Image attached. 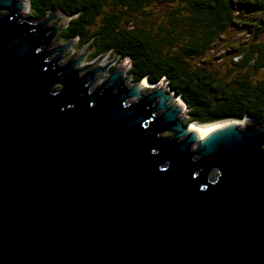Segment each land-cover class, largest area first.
Segmentation results:
<instances>
[{"label":"water","instance_id":"obj_1","mask_svg":"<svg viewBox=\"0 0 264 264\" xmlns=\"http://www.w3.org/2000/svg\"><path fill=\"white\" fill-rule=\"evenodd\" d=\"M25 10L0 0V264H264V123L199 130L123 64L93 88L117 57L61 65L70 17Z\"/></svg>","mask_w":264,"mask_h":264},{"label":"trees","instance_id":"obj_2","mask_svg":"<svg viewBox=\"0 0 264 264\" xmlns=\"http://www.w3.org/2000/svg\"><path fill=\"white\" fill-rule=\"evenodd\" d=\"M146 1L31 0L29 16L44 19L50 11H61L71 17L58 41L76 39L79 48L92 50L94 60L102 54L128 58L135 83L165 80L189 106V123L249 118L263 124L264 40L259 37L264 32V0H181L183 5L168 22L172 28L182 25L180 35L159 27L154 31L148 19L141 20L145 26L124 21L126 8L139 9ZM244 17L247 22L240 24ZM233 26L246 29L250 37L231 42L219 58L227 68L218 71L215 56L208 55L216 53L219 40Z\"/></svg>","mask_w":264,"mask_h":264},{"label":"rangeland","instance_id":"obj_3","mask_svg":"<svg viewBox=\"0 0 264 264\" xmlns=\"http://www.w3.org/2000/svg\"><path fill=\"white\" fill-rule=\"evenodd\" d=\"M183 3L181 2V0H176V1H169V0H147L143 6L139 9H132L130 10L129 8H126L125 10L127 12H129L128 14L124 15V21L128 22L129 24L134 25L135 23H141L142 25L145 26V24L143 22H141L142 19H148L149 21V25L147 24L148 28L154 29V31H157L159 28H162L163 31L164 30H169L171 29L172 31H174L176 33V35H180L181 33V29H182V25L177 26L175 28H172L171 25H169L168 20L166 19V14L169 12H171L172 10H174L175 8H177L178 6H182ZM137 10V11H134ZM31 12V8L29 6V8H26L24 14L27 16L29 15ZM183 10L181 9L178 12V16H180V14H182ZM176 14V13H174ZM145 15V16H144ZM145 17V18H144ZM59 18L63 19V18H67L66 17H61L58 16L57 18L52 19L47 26L52 25L55 22H59ZM72 18L70 17L68 19V25L70 24V20ZM66 20V19H64ZM247 22L245 17L243 19H241L240 24L242 22ZM97 22H99V20H97ZM159 27V28H158ZM179 27V29H178ZM96 27L93 26L92 29L94 30ZM153 31V32H154ZM247 30L244 28H240L237 26H233L230 27L229 29H227V31L224 33V38L220 39V43L217 45L219 46L218 49H216V53L215 54H211L208 55L209 59L211 56H215V60L214 62L215 64V69H217L218 71H222L224 72L225 68H227V66H225L222 62L223 59H219V58H223L222 54L223 52H227L228 48H230V44L231 42H239L241 43L242 41H247L249 39V35L246 32ZM180 32V33H179ZM58 35V34H57ZM55 36L52 41L51 44L49 46V49H54L55 47L64 45L65 43L58 41L56 38L58 36ZM260 39L264 40V32L261 34V36L259 37ZM77 40L75 41V43L70 46L69 48L65 49L62 52L63 55V59L60 61V64H66L68 63L71 58L77 54L80 50H83L80 55L76 58V60L78 61L84 54V56L77 62L76 64V68L81 69L87 66H90L87 70L82 71L81 74H85L88 70H94L96 68H104L107 64H109L110 62H112L116 57V59L109 64L106 68H105V72L100 71H96L95 76L98 77L100 76V78H98L94 85L93 88H96L97 86H101L106 80L107 78H109V76L113 73V71L120 67L121 64L124 65V67L126 68L124 70V75H128L127 77V81L126 84L129 87H133L135 86L137 83H135L133 81L132 75L129 74V69L131 67L130 65V61L128 58H121L120 55H115V54H102L99 57H97L95 60L92 59V57L90 56V53L92 50H90L88 52V50H86V47L83 48H79V46L76 44ZM88 52V53H87ZM87 53V54H86ZM54 56V55H53ZM221 56V57H220ZM238 57H235L233 59L234 62H237ZM102 72V73H101ZM123 75V78H124ZM165 82V80L163 81ZM154 89V85L152 84H147L146 87L142 90V94H148V92H150V90ZM137 99V97H133L132 100ZM189 111L190 108L189 106H187L185 108V114L189 115ZM190 118V115L188 116V118L185 120V124L191 125L192 123L188 122V119ZM243 122H241L242 126L244 125L243 123L248 122V120H242ZM196 148V144L194 146Z\"/></svg>","mask_w":264,"mask_h":264},{"label":"bare ground","instance_id":"obj_4","mask_svg":"<svg viewBox=\"0 0 264 264\" xmlns=\"http://www.w3.org/2000/svg\"><path fill=\"white\" fill-rule=\"evenodd\" d=\"M23 2L26 4V8H29V6H30V2H28V0H23ZM60 20H61V18H59ZM59 20V21H60ZM56 23V22H55ZM124 75V72H123V74H122V76ZM127 76L128 75H124V79L125 78H127ZM98 87V86H97ZM180 101H181V99H180ZM182 102V101H181ZM237 122H243L242 120H237ZM218 123H214V124H205V125H200V124H198V123H192L191 124V126L192 127H195V128H197V129H199V130H207V129H210V128H213L214 126H216ZM240 125H242L241 123H240Z\"/></svg>","mask_w":264,"mask_h":264},{"label":"flooded vegetation","instance_id":"obj_5","mask_svg":"<svg viewBox=\"0 0 264 264\" xmlns=\"http://www.w3.org/2000/svg\"><path fill=\"white\" fill-rule=\"evenodd\" d=\"M174 13H176L175 10H172L170 13L168 12V13L166 14V19H169V15H170V14H174ZM168 22H169V20H168Z\"/></svg>","mask_w":264,"mask_h":264}]
</instances>
